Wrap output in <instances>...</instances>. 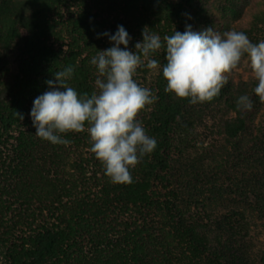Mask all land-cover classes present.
I'll return each instance as SVG.
<instances>
[{
  "label": "trees",
  "instance_id": "trees-1",
  "mask_svg": "<svg viewBox=\"0 0 264 264\" xmlns=\"http://www.w3.org/2000/svg\"><path fill=\"white\" fill-rule=\"evenodd\" d=\"M187 24L221 34L229 28L216 22L208 0H0V264H255L235 244L249 232L245 212L226 215L213 234L204 217L190 211L200 199L184 200L172 172L186 116L223 103L231 115L221 131L232 151L218 163L224 182L200 181L220 195L226 186L241 196L264 229V133L250 145L243 139L262 106L255 78L237 80L233 69L218 96L192 104L165 91V48L154 53L161 66L151 87L157 99L137 119L157 147L130 169L131 183L115 184L105 175L90 150L87 125L61 134L67 144L37 137L32 126L33 101L50 90L55 72L71 66L69 86L81 95L97 91L90 61L110 47L104 32L123 25L135 51L145 27L163 43ZM241 95L249 96L250 110L237 108ZM243 164L252 169L239 174Z\"/></svg>",
  "mask_w": 264,
  "mask_h": 264
},
{
  "label": "clouds",
  "instance_id": "clouds-1",
  "mask_svg": "<svg viewBox=\"0 0 264 264\" xmlns=\"http://www.w3.org/2000/svg\"><path fill=\"white\" fill-rule=\"evenodd\" d=\"M102 35L112 46L99 50L91 58L90 63L98 72L97 91L91 95L78 94L67 83L74 75V68L68 66L55 72L54 80L47 81L50 90L34 99L30 117L35 135L52 144H67L69 141L61 134L83 132L87 125L90 150L112 183H131L130 169L157 147L156 138L147 135L137 119L138 113L157 97L150 89L140 86L133 76L145 60L148 69L159 71V62L151 57L162 47L166 92L178 98H190L192 104L211 101L227 83L225 74L247 55L258 81L255 94L264 102V41L254 44L244 32L229 30L221 34L212 27L194 31L187 24L185 31L175 30L173 35L164 36L162 43L159 34L145 27L135 51L129 49L132 37L123 25L114 34ZM236 105L241 110L253 106L248 95L239 96Z\"/></svg>",
  "mask_w": 264,
  "mask_h": 264
},
{
  "label": "rangeland",
  "instance_id": "rangeland-1",
  "mask_svg": "<svg viewBox=\"0 0 264 264\" xmlns=\"http://www.w3.org/2000/svg\"><path fill=\"white\" fill-rule=\"evenodd\" d=\"M208 1L216 22L228 24L227 31L247 29L251 34L246 35L252 43L264 41V0H233L234 6L226 0ZM240 6L243 8L241 9ZM217 30L222 31L220 27H217ZM107 43L110 47L112 46L109 39ZM146 64L147 60L137 68L133 78L140 86L151 90L158 71L148 69ZM233 73L237 80L254 79L247 55L243 57L240 66L236 67ZM198 111L186 116L184 127L179 130L175 139L172 152V172L174 180H177L175 185L181 190L184 200L200 199V202L191 205L190 211L201 214L213 234L219 231L220 222L226 215L235 211L245 212L249 232L240 238L239 244L238 242L235 244L240 252H245L248 258L255 264H259L264 250V229L257 213L241 196L231 194L226 186L220 189L222 191L220 195L210 190L212 184L200 181V178H203L202 180L213 178L214 181L219 180V183L224 182L218 163L226 160L228 153L232 151L225 146L221 121L231 113L229 114L223 103H218L211 108L198 107ZM263 133L264 102L250 121L249 131L243 139L250 145L257 141L258 137L262 138ZM6 152L12 154L9 150ZM261 155L264 157V151H261ZM251 169L243 164L239 166L238 172L239 174L248 173ZM201 190L205 191L203 195ZM202 203H205V208Z\"/></svg>",
  "mask_w": 264,
  "mask_h": 264
}]
</instances>
